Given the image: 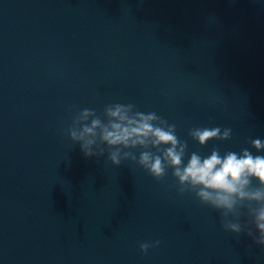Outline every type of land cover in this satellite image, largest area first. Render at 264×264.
<instances>
[{"label":"clouds","instance_id":"9594fccd","mask_svg":"<svg viewBox=\"0 0 264 264\" xmlns=\"http://www.w3.org/2000/svg\"><path fill=\"white\" fill-rule=\"evenodd\" d=\"M103 116L102 120L95 110L85 108L75 114L67 130L85 156H102L107 148V159L113 165L131 159L158 181L171 168L181 194L195 193L201 203L221 211L226 230L240 234L247 229L254 243L264 246V155L249 149L222 155L214 147L207 156L192 152L185 163L187 141L178 138L175 124L155 112L143 113L135 110L134 104L116 103L107 105ZM188 136L203 147L212 140L231 139L232 129L196 127L189 129ZM137 148L142 149L138 159L131 151ZM251 148L256 153L264 152V140L252 139ZM241 208L247 209L249 217L245 225L239 219ZM230 215L234 219H229ZM159 244V240L141 243L140 249L146 253Z\"/></svg>","mask_w":264,"mask_h":264}]
</instances>
